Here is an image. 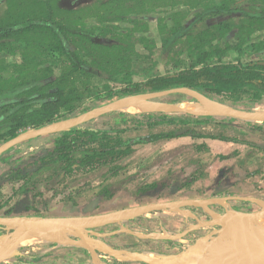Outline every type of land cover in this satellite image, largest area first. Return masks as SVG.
<instances>
[{"label": "trees", "instance_id": "1", "mask_svg": "<svg viewBox=\"0 0 264 264\" xmlns=\"http://www.w3.org/2000/svg\"><path fill=\"white\" fill-rule=\"evenodd\" d=\"M87 1L90 0H61L60 4L73 9ZM46 4L53 8L56 3L47 0ZM97 19L103 24L87 26L82 19L56 20L49 15L47 19L35 17L0 25V142L28 129L88 112L98 101L106 105L125 96L177 88L197 91L239 109L264 108V38L257 39L255 35L264 30V0H223L195 11L189 18L178 13L172 19L159 18L172 20V25H161L160 46L145 32L148 26L140 17L130 19L125 12H111ZM230 50L251 53L254 58L223 62ZM11 55L17 60L10 62ZM161 66L165 72L160 71ZM7 69H12L9 75L5 74ZM185 99L188 97L177 100ZM126 115L147 121L141 120L135 127L114 121L96 127H74L57 137L45 154L10 172L5 179H24V173L57 167L42 187L37 181L32 186L23 185L21 193L29 194L27 205L16 203L12 210L22 204L24 210L38 211L40 198L45 199L51 188L55 189L49 185L52 181L62 182L70 174L86 169L117 167L118 161L130 155L138 143L181 136L237 141L204 133L205 125L212 123L208 116L167 112ZM195 125L202 128L194 129ZM144 127L161 130L130 137ZM203 147L205 144L197 146ZM162 184L155 181L139 191L154 193ZM113 190L105 187L100 195L112 198ZM57 194L54 190L52 196ZM129 221L133 219L124 222ZM132 244L124 248L136 246Z\"/></svg>", "mask_w": 264, "mask_h": 264}, {"label": "rangeland", "instance_id": "2", "mask_svg": "<svg viewBox=\"0 0 264 264\" xmlns=\"http://www.w3.org/2000/svg\"><path fill=\"white\" fill-rule=\"evenodd\" d=\"M46 1L0 0V25L35 17L47 19L51 15L56 20L82 19L85 25L93 26L103 24L97 19L99 15L125 12L130 19L140 17L144 20L148 26L145 32L160 46L163 35L161 25L165 22L172 25V20L159 21V18L172 19L174 13L189 18L195 11L221 3L223 0H90L73 9L62 6L61 0H55L56 4L50 8ZM138 13L142 14L138 15ZM255 35L257 39H263L264 30ZM17 58L13 55L8 57L10 62H14ZM253 58L251 53L239 54L230 50L222 61H249ZM11 71L12 69H7L5 74L9 75ZM160 71L165 72L164 66L160 67ZM179 93H182L183 97ZM195 94L201 95L199 92H175L162 98L173 101L187 96L192 100ZM230 104L232 105L228 103ZM92 105L95 108L104 106L99 101ZM245 110L253 111V109ZM125 113L128 112L115 108L95 116L98 122L114 121L124 127H135L141 120L147 121V118H129ZM200 116L212 118V123L205 125L204 133L232 137L237 141L181 136L135 144L133 152L118 161L117 167L111 165L86 169L70 174L62 182L52 181L50 186L55 189L51 188L49 194L45 195L43 203L46 207L38 211H26L23 205L15 210L9 209L11 203L26 202L23 196H13L10 182L3 188L4 196H0V217L26 219L33 218L35 212L37 217H89L158 202L201 199L207 200L205 203L151 211L140 215L138 219L132 218L131 222L106 224L84 229L79 233L71 231L68 232L70 242L66 244H57L55 241L28 244L25 242L30 240L24 239L15 243L16 250L8 256L9 260L5 262L1 259L0 264H93L94 261L107 264H157L155 261L150 263L151 261L141 256L147 251L162 253L168 256L167 260L170 261L184 258L188 254L193 259L198 257L213 259L215 255L212 252L217 247L213 250L212 244L217 242L223 229L221 217L223 218L230 211L240 216L239 212L251 213L264 210V124L261 121L250 122L227 116ZM256 123L262 126L259 127ZM143 125L146 123L143 122ZM166 128L162 127L163 130ZM200 128L201 125L194 127V129ZM159 130L161 128L144 127L133 132L130 137H144ZM218 142L232 144L228 149H224ZM2 143L0 142V145ZM200 144H205V147L198 149L197 146ZM28 145L32 146L24 144L23 141L6 150L1 154L6 158L4 163L17 167L38 152L39 148L35 145L41 146L34 143L33 149ZM14 156L17 158L13 160ZM5 165L2 166L3 170L8 168V165ZM56 169L55 166L35 171L32 173V180L44 182ZM155 181H163L157 192L140 193L141 187ZM108 186L114 189L112 198L100 195V191ZM54 190L58 192L56 196H52ZM217 198L228 199L215 201ZM175 209L176 213H174ZM159 226V230L156 229ZM15 232L16 228L1 224L0 242L3 243L5 237L15 238ZM87 238L95 241L91 243ZM85 242L90 243L92 248L84 244ZM232 242L233 246L237 241ZM258 242L260 247L255 251L257 246H252V241L248 242L251 249L246 248L243 254L244 263H248V258L257 253V250L264 254V236ZM132 243H136L137 247L124 248L126 244ZM209 243H212L211 246H207ZM146 245L152 248L146 249ZM232 254H234L233 250ZM121 255L125 259L121 258ZM243 261L240 260L239 264Z\"/></svg>", "mask_w": 264, "mask_h": 264}, {"label": "bare ground", "instance_id": "3", "mask_svg": "<svg viewBox=\"0 0 264 264\" xmlns=\"http://www.w3.org/2000/svg\"><path fill=\"white\" fill-rule=\"evenodd\" d=\"M141 96L142 95L130 96L126 98L123 97L122 99L116 101L111 106L114 109L115 108L120 109L121 111H125V112L132 113V114L146 113V112H152V111H157V110L172 111L173 108L175 107V105H165V104H162L161 102L149 101ZM215 103L211 101L210 99H208L207 97H204L203 95L195 94L194 100L186 101L181 106L179 104L177 105H179L180 108H182L183 110L190 112L192 114H195V115H213L217 112L220 113L223 110V106H221L219 110L218 105ZM52 125H53L52 128H55V129H59L62 126H64L60 124H52ZM171 210L173 211V209ZM174 213H176V209ZM221 219H220L221 223L223 224L222 225L223 229L220 232L221 236L219 235L218 237L219 239H217V242L215 244L213 243L214 245L212 243H209V245L207 244V246H211L210 244H212L213 250L215 249L214 247H217L214 251L215 253L212 252V254L215 255V257H213V259L210 257H205V258L201 257L200 259L198 257L199 260L196 264H225V263L226 264H239L240 260L243 261V254L246 251V248L251 249L250 248L251 246L249 245L251 242L248 244L249 241H252L253 243L251 244L252 246H257L255 247L254 251L258 247H260L258 240L261 239L262 236H264V210L257 211L256 215H249V216L247 215L239 216L238 213L236 215L235 212L230 211L227 214H225L223 218L221 217ZM79 231H82V230L79 229L76 232L79 233ZM68 236H69L68 231H53V232L36 234L33 236H26L22 238V240L24 239H26L27 241L30 240L28 242H25L28 244H33L37 242L48 243L51 241H55L57 244H66L70 242ZM235 237L237 239H235ZM87 240H89L91 243L95 241V239L91 240L89 238H87ZM232 241L234 242L237 241V242L232 246V243H233ZM243 243H247V244L244 245ZM84 244L91 245L88 242H85ZM102 244L103 243L101 242V245ZM15 245L16 244H9L8 242H5V241L3 243L0 242V260L2 259V261H5V262L6 260H9L7 259L8 256H10V254H12V252L16 250ZM232 250L234 254H232ZM141 256L145 257L144 259L148 260L149 262L151 261V263L152 261H155L157 263H160V262L168 263L167 261L168 256H164V254L162 253H157L154 251H147L144 253V255L141 254ZM228 256L231 258L230 259L226 258ZM164 257L166 258L164 259ZM248 260H249L248 263H244L243 261L241 264H264V254H262L261 251L257 250V253L252 254V257L251 258L249 257Z\"/></svg>", "mask_w": 264, "mask_h": 264}, {"label": "water", "instance_id": "4", "mask_svg": "<svg viewBox=\"0 0 264 264\" xmlns=\"http://www.w3.org/2000/svg\"><path fill=\"white\" fill-rule=\"evenodd\" d=\"M175 92L198 93L197 91L187 89V88H182V89L177 88V89L165 90V91L154 92V93H149V94H139V95H142L141 97L146 96L145 97L146 100L157 101L156 99L162 98L164 96H167ZM132 96H136V95H132ZM125 97H128V96H125ZM208 99H210L213 102H217L211 98H208ZM118 100H115L109 104L102 106V108H99L100 110L97 109L93 112L90 111L86 113L83 117L88 118L91 116L99 115L100 113L105 112V111L113 110L114 108L111 105L114 104ZM217 103L223 106V110L215 116H227V117H233V118H239V119H245V120L262 121V122L264 121V111H258V110L251 111V110L239 109V108H235L228 104H223L220 102H217ZM72 124H76V123H72ZM60 130H62V128L55 129V128H52V126L50 125H46V126H43L37 129H28L26 131H23L19 135L7 141H4L0 145V155L4 153L6 150H8L9 148L13 147L14 145L20 142H23V141H26V140H29V139H32L38 136H42L45 134L54 133ZM228 198H217L215 199V201H224V200H227ZM206 201L207 200H201V199H187V200H179V201L158 202V203H151V204H146V205H138V206L118 210L112 213H104L101 215L89 216V217H77V216L37 217V216H34L33 218H26V219H19L17 217H0V225L5 224L10 227L16 228L15 238L9 239V237H5L2 241H7L9 242V244H15V243L20 242L22 238L26 236H33L36 234L53 232V231L71 232V231H77L79 229L81 230L90 229V228H95V227L106 225V224L118 223V222H122L125 220H129V219L135 218L137 216H140L142 214H145L151 211L163 210L166 208H172V207H177V206L199 205V204L205 203ZM239 213L241 215L249 216V215H256L257 212H251V213L239 212ZM87 246L89 248H92L90 247L89 244H87ZM189 258L191 259L192 257L191 255L188 254L186 257L184 258L180 257V259L175 260V261L167 260L168 263L160 262L157 264H183V263L196 264L199 260L198 258L197 259L192 258L193 260L192 259L190 260ZM93 264H107V263H100L99 261H94Z\"/></svg>", "mask_w": 264, "mask_h": 264}, {"label": "flooded vegetation", "instance_id": "5", "mask_svg": "<svg viewBox=\"0 0 264 264\" xmlns=\"http://www.w3.org/2000/svg\"><path fill=\"white\" fill-rule=\"evenodd\" d=\"M136 96H138V95H136ZM128 97H130V96H128ZM124 98H126V97H124ZM95 108V106H92V109L91 110H93ZM90 110V111H91ZM90 111H88V112H90ZM88 112H82L81 114H79V115H76V116H74V117H72V118H76V117H79V116H81V115H83V114H86V113H88ZM126 114V113H125ZM129 114H132V113H129ZM135 114H137V113H134V115ZM99 117V116H98ZM103 117V116H102ZM72 118H66V119H64V120H60V121H65V120H68V119H72ZM100 118V117H99ZM60 121H57V122H60ZM107 123V122H110V121H100V122H98V118H92V119H89V120H87V121H83V122H80L79 124H77V125H74V126H71V127H69V128H66V129H64V130H62V131H59V132H54V133H49V134H46V135H50V137L45 141V142H43V143H41V146L39 147H37V148H39L38 149V152L35 154H32V158L30 159V158H28L25 162H23V163H21V164H19V165H17V167H13V166H11L10 164L8 165L7 163H4L5 161H6V158H3L1 155H0V161H2L3 163H4V165L6 164V165H8V168L7 169H5V170H3L2 171V174L0 175V181H2V182H0V191H1V195L0 196H4V190H3V188L5 187V185H7V183L9 184L10 182L12 183V186H11V188H12V192H13V196H15V195H20V196H23V198L26 200V197L29 195L27 192H23V193H21V187L23 186V185H26V184H29V185H34V182L35 181H33L32 180V173H34V172H28V173H24L23 175H25V178L23 179V178H16V179H5V177H7V175L10 173V172H13L15 169H17V168H24V167H26V165H28V162H30V161H32L37 155H43V154H45L46 152L45 151H47V150H49V149H51V147H52V145H53V143L55 142V140H56V138L57 137H60L61 135H63V134H65V133H67V132H70V129H72V128H74V127H77V126H82V125H84V126H97L99 123ZM55 123V122H54ZM51 125V124H50ZM44 143H46V144H44ZM9 152V151H8ZM30 154V153H29ZM17 157H12V159L14 160V159H16ZM5 165V166H6ZM49 167H55V166H49ZM57 172V169H56V171L54 172V173H56ZM53 173V174H54ZM15 182L16 183H18V184H15ZM41 182V185H44L43 184V182L42 181H40ZM14 183V184H13ZM50 185V184H49ZM44 197H41L40 198V202H39V204L37 205V208L36 209H41V208H44V207H46V204H44L43 203V199ZM16 203H21V201H17V202H15V203H11V205L9 206V208L11 207V209L10 210H12L13 209V207L16 205ZM23 204H25V205H27V202H25V203H23ZM33 204V203H32ZM20 206H22V204H19L18 206H17V208L18 207H20ZM16 209V208H15ZM26 211H29V210H26Z\"/></svg>", "mask_w": 264, "mask_h": 264}, {"label": "crops", "instance_id": "6", "mask_svg": "<svg viewBox=\"0 0 264 264\" xmlns=\"http://www.w3.org/2000/svg\"><path fill=\"white\" fill-rule=\"evenodd\" d=\"M189 100H191V99H185V100H177V101H175V100H173V101H171V100H168V99H164V98H162V99H157V101H155V102H161L162 104H165V105H175V107H176V109H175V107L173 108V110L172 111H163V110H157V111H152V112H167V113H172V114H192V113H190V112H187V111H185V110H183L182 108H180V106L181 105H183V103H185L186 101H189ZM192 100H194V99H192ZM149 101H151V100H149ZM182 103V104H181ZM215 103V102H214ZM177 104H179V105H177ZM215 104H217L218 105V107H219V110H220V108H221V104H219V103H215ZM177 105V106H176ZM178 107V108H177ZM261 109H256V110H258V111H263L264 110V108L263 107H260ZM97 109H99V108H94V110H91V112H93V111H95V110H97ZM175 109V110H174ZM118 110H120V109H118ZM121 111V110H120ZM183 112H186V113H183ZM218 114V112L217 113H215V114H213V115H217ZM85 114H83V115H81V116H79V117H76V118H72V119H68V120H65V121H60V122H55V123H53V124H60V125H64V126H62L61 128H62V130H64V129H66V128H69L70 126H73V125H77V124H79L80 122H83V121H87V120H89V119H92V118H96V116L94 117V116H91V117H88V118H85V117H83ZM194 115V114H193ZM82 120V121H81ZM260 122V121H259ZM72 123H76V124H72ZM259 125H261L262 126V124H259ZM50 126H53V125H50ZM62 130H60V131H62ZM57 132H59V131H57ZM50 137V135H42V136H38V137H35V138H32V139H29V140H26V141H24V144H31L32 146H30V145H28L29 147H32L33 149L35 148L33 145H34V143H38V144H41V143H43V142H45L48 138ZM218 144H219V146H222L224 149H228L229 148V146H231V144L232 143H230V142H223V143H220V142H218ZM27 146V147H28ZM36 147H38V145H35ZM4 165V163L2 162V161H0V175L2 174V171H3V169H2V166ZM108 245L109 246H111L109 243H108ZM112 247V246H111ZM120 256V255H119ZM122 257L121 258H123V255H121ZM123 259H125V258H123Z\"/></svg>", "mask_w": 264, "mask_h": 264}]
</instances>
